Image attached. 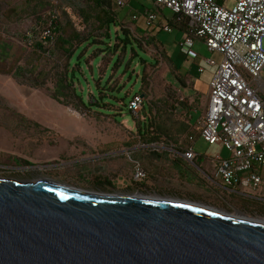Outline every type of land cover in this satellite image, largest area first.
<instances>
[{
    "label": "rangeland",
    "instance_id": "rangeland-1",
    "mask_svg": "<svg viewBox=\"0 0 264 264\" xmlns=\"http://www.w3.org/2000/svg\"><path fill=\"white\" fill-rule=\"evenodd\" d=\"M50 1L52 4L48 0H41L39 11L35 13L29 5L30 0H0V43L15 47L12 57L0 58V176L23 179L49 176L105 192H128L138 185L149 184L160 195L196 200L199 197L197 193L178 186L174 178L163 175L162 179L153 180L145 176L138 178L130 173L124 163V156L129 150L124 151L123 148L127 142H139L133 136L141 135L139 127L146 121L142 114L133 119L122 109V103L107 104L106 111L78 108L73 100L65 102L64 96H61L64 100L54 96L65 67L66 54L58 47L55 38L47 41L52 19L67 16L77 29L89 30L91 27L78 11V3L86 0ZM14 8L28 9L29 14L23 20L10 21L6 14ZM114 8L119 11L127 27L143 36L144 32L138 31L135 24L147 27V8L158 11L157 22L169 12L155 7L152 0H128L124 6L116 7L114 4ZM135 14L137 18H134ZM157 37L163 42H158L159 48L165 47L183 72L190 68L191 75L198 79V89L202 95L200 99L194 98L188 88L179 87L170 65L161 59L152 73L154 80L149 88L154 92L149 98H154L161 105L166 103L176 119L186 118L182 102L192 107L190 115L193 120L200 118L206 108L204 95L208 93L210 80L223 58L222 53L211 51L200 38L195 39L192 52L185 53L181 42L186 33L178 28L172 31L161 29ZM38 42L43 46L40 47ZM147 49L149 54L157 51L153 45L147 46ZM95 53L100 51L96 49ZM86 55L89 63H95L96 68L103 70L108 67L107 58L94 61L92 48ZM207 58H213L217 63L210 64ZM17 65L26 67L28 71L24 73L22 70L18 77L15 76ZM200 67H204L205 72H200ZM151 68L148 66L147 70ZM122 76L120 72L113 74L114 79L121 80ZM186 82L188 86L194 84L193 78L188 75ZM127 85L133 93L141 95V79L136 75L128 80ZM193 120L191 134L196 131ZM136 121L140 122L136 124ZM129 136L131 140L124 139ZM194 146L195 151L203 155H220L224 158L231 155L228 148H216L202 137L197 138ZM177 189L180 193L174 194Z\"/></svg>",
    "mask_w": 264,
    "mask_h": 264
},
{
    "label": "water",
    "instance_id": "water-1",
    "mask_svg": "<svg viewBox=\"0 0 264 264\" xmlns=\"http://www.w3.org/2000/svg\"><path fill=\"white\" fill-rule=\"evenodd\" d=\"M0 264H264V217L0 176Z\"/></svg>",
    "mask_w": 264,
    "mask_h": 264
},
{
    "label": "built area",
    "instance_id": "built-area-1",
    "mask_svg": "<svg viewBox=\"0 0 264 264\" xmlns=\"http://www.w3.org/2000/svg\"><path fill=\"white\" fill-rule=\"evenodd\" d=\"M155 7L168 9L171 18L186 17L192 34L181 42L182 50L192 52L195 39H202L211 51L223 58L210 83L207 107L195 122V129L211 144L221 143L231 151L224 158L213 157L216 185L229 193L264 204V0H152ZM127 0H118L124 6ZM147 23L158 11L147 8ZM137 18V15H134ZM169 31L173 27L166 24ZM216 64L213 58H207ZM204 71V67L199 68ZM142 97L135 95L130 107L139 110ZM192 142L181 153L195 163L197 153ZM135 176H145L140 163H135Z\"/></svg>",
    "mask_w": 264,
    "mask_h": 264
},
{
    "label": "trees",
    "instance_id": "trees-1",
    "mask_svg": "<svg viewBox=\"0 0 264 264\" xmlns=\"http://www.w3.org/2000/svg\"><path fill=\"white\" fill-rule=\"evenodd\" d=\"M40 1L30 0L29 5L32 6V11L35 13L39 11ZM48 3L52 4L50 0ZM114 4L116 7H120L118 0H86L84 3H78V11L89 28L91 27L89 30L77 29L71 18L67 16L61 19H52L51 27L48 29L49 34L46 36L47 41H53L55 38L54 41L58 47L66 54L65 67L58 80L54 96L59 100L61 96H64L65 102L73 100L78 108L101 109L103 111L108 110L107 104L122 103V109L131 114L133 119L136 115L140 116L141 114L146 119L139 127L142 141L154 142L166 139L174 143L186 144L183 148H187L192 143L189 139L192 131L191 121L193 119L190 115L192 107L182 102L186 109V118L184 120L176 119L166 103L161 105L154 98H149L154 92L149 87L152 86L154 80L152 73L158 68L161 59L170 65V70L180 84L179 87H188L187 75H183L179 71L180 67L177 66L165 47L164 49L159 48L158 42L161 44L163 42L160 41L157 34L165 28L166 24H169L173 28L182 30L186 35H193L189 20L186 17L179 18V15H174L172 18L164 16L157 22V16L147 27L135 24L136 29L145 34L144 36L137 35L123 23ZM28 11L25 8H14L6 15L10 21L16 22L23 20L29 14ZM38 45L43 46L39 42ZM149 45H153L157 49L152 53L153 55L148 52L147 46ZM14 48L13 44L1 42L0 58L12 57ZM90 48L94 53L92 55L94 61L107 58L108 67L101 70L95 67V63H89L86 53ZM96 49L100 53H95ZM148 66L152 67L151 70H147ZM22 70L24 73L28 71L26 67L17 65L15 76L18 77ZM118 72L123 74L121 80L113 78V74ZM133 75L141 79L140 110L130 107V101L137 95V92L133 93L132 88L127 85ZM139 122L136 121V124ZM193 134L197 137L198 132L194 131Z\"/></svg>",
    "mask_w": 264,
    "mask_h": 264
},
{
    "label": "crops",
    "instance_id": "crops-1",
    "mask_svg": "<svg viewBox=\"0 0 264 264\" xmlns=\"http://www.w3.org/2000/svg\"><path fill=\"white\" fill-rule=\"evenodd\" d=\"M165 10L168 11V9ZM167 16L171 18L170 11L168 12ZM177 66L179 67V65ZM179 71L183 75H188L193 78L194 84L192 86H188L185 88H188V92H190L191 95H194V98L200 99L201 98L200 96L202 94L198 89L199 87L198 79L191 75L190 68L186 73L183 72L181 68H179ZM200 72H205V69L204 71H200ZM262 75L264 77V69L262 71ZM210 83H209L208 93L207 95H204L206 101V107L208 104ZM198 119L199 117L194 118L193 121L196 122ZM133 137L135 140H139V142L137 143L127 142L124 144V148H123L124 151L129 150L128 152H126V155L124 156V163L126 164L127 168L130 170V173H132V175L135 173V168H134L135 163H140L146 172L145 175L146 178L150 177L153 180L162 179L163 175L164 177L174 178L175 182L179 184L178 186L186 187L191 190H194L199 197H200L199 191H201L203 188H206L208 182H211L208 176H206V174H208L209 176L211 175L214 176L215 174L216 164L212 159L214 157L212 154L203 155L195 151L197 153L196 163H192L188 161L181 153L185 149L183 148V146H185L186 144H182L180 142L174 143L170 140H164V139H160L159 141H154V142H144V141L142 142L141 135H134ZM199 137L200 135L198 134L195 141ZM131 138L132 137L130 136L124 137V139L126 140H131ZM195 141L193 143L194 150H195V146H194ZM212 145L215 146L216 148L224 147L220 142ZM146 185L145 184L138 185L139 187H136L133 190L145 189L157 194V192H154V190H152L149 187V184ZM178 190L179 189H177L174 194L176 193L179 194L180 192H178ZM189 194H193V192H189ZM228 194L231 195V197L236 201V203L232 204V206L235 207V210L240 211L242 207L248 206V208L245 207L247 208L246 210L248 212H253L258 215L264 213L263 203H259L253 199L237 196L229 192Z\"/></svg>",
    "mask_w": 264,
    "mask_h": 264
},
{
    "label": "flooded vegetation",
    "instance_id": "flooded-vegetation-1",
    "mask_svg": "<svg viewBox=\"0 0 264 264\" xmlns=\"http://www.w3.org/2000/svg\"><path fill=\"white\" fill-rule=\"evenodd\" d=\"M196 163V161H195ZM95 190V189H93ZM142 192V193H153L149 190H129L128 192L125 193H131V192ZM158 194V193H157ZM200 197L196 198L197 201L219 207L222 209L230 210V211H237L235 210V207L232 206L233 203H236L235 199L231 197V195L228 194V190L223 187L222 184L219 185H214L212 182H208L206 188H203L201 191H199ZM244 206V205H243ZM248 206L242 207L240 211L245 212L250 215H256V216H262L264 217V213L258 215L253 212H248L245 208ZM239 211V210H238Z\"/></svg>",
    "mask_w": 264,
    "mask_h": 264
}]
</instances>
